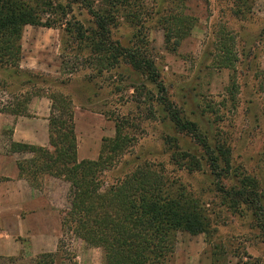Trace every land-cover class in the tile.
<instances>
[{"label": "rangeland", "instance_id": "obj_1", "mask_svg": "<svg viewBox=\"0 0 264 264\" xmlns=\"http://www.w3.org/2000/svg\"><path fill=\"white\" fill-rule=\"evenodd\" d=\"M89 1L98 7L104 4V0ZM57 3L65 10L55 5L42 15L43 23L51 28H25L23 75L8 79L13 92L17 93L19 82H23L27 85L23 92L31 93L32 101L49 99L52 94L70 98L78 148L84 156L98 153V159L103 139L115 138L116 126L120 125L131 139L130 149L116 169L106 174L108 183L146 163L176 184V189L184 187L208 206L213 213L212 235L178 234L170 264H237L235 256L244 253L264 259V233L250 216L223 207L211 193L208 175L190 174L173 165L171 153L164 146L165 137L178 138L185 151L197 149L190 138L173 129L162 107L149 96V92L158 96L157 89L125 67L102 75L90 69L84 57L88 52L77 57V44L68 35L66 24L77 22L89 28L93 19L81 4L70 5L64 0ZM187 4L188 13L198 22L178 52L166 49L160 17L150 16L152 10L145 15L143 50L155 61L169 99L182 110L184 118L197 123L203 132L220 129L231 147L234 166L263 180L264 0H187ZM145 5L152 8L154 0L145 1ZM127 15L125 9L119 10L112 26L113 40L124 47L137 34ZM223 28L236 41L239 59L234 71L214 65L216 35ZM233 79L237 86L235 102L228 92ZM134 86L140 89L138 94ZM10 98L9 93L0 95L4 102ZM9 142L8 133L0 134V166L26 159L19 156L1 161L9 151ZM18 181L0 177V264H34L39 255L56 253L60 241L73 256L68 264H103L101 249L63 232L62 217L69 208L66 182L44 177L39 182L41 189L30 192Z\"/></svg>", "mask_w": 264, "mask_h": 264}, {"label": "trees", "instance_id": "obj_2", "mask_svg": "<svg viewBox=\"0 0 264 264\" xmlns=\"http://www.w3.org/2000/svg\"><path fill=\"white\" fill-rule=\"evenodd\" d=\"M58 1L0 0V95L9 93L11 97L8 102L0 100V114L30 116L32 94L23 92L27 85L19 82L14 93L8 79L23 75L25 28H51L43 23L42 15L55 5L64 11ZM64 1L70 5L81 4L93 19L89 28L77 22L66 24L68 35L77 44V57L87 51L86 63L99 75L125 67L154 86L158 96L150 92L149 96L162 107L173 129L190 138L198 151H185L178 138L165 137L164 146L171 153L173 165L190 174L208 175L211 193L222 201L221 205L232 213L250 216L254 226L264 233V178L251 176L234 166L231 147L220 129L203 132L197 123L184 118L182 110L169 99L155 61L143 50L145 15L152 10L148 13L150 16L160 17L166 49L178 52L198 22L188 13L187 0H154L152 8L145 5L147 0H104L99 7L89 0ZM121 9L127 11V17H131L137 29L134 42L128 47L113 40V17ZM215 50L214 65L220 70L234 71L239 58L235 38L227 29L218 31ZM28 82H32L31 78ZM236 87L233 79L228 89L232 102H235ZM132 89L137 94L140 90L138 86ZM48 98L52 102L50 147L15 143L10 138L8 155L30 156L17 166L20 179L35 190L41 189L39 182L44 177L70 185L69 208L61 222L64 233H72L89 247L101 249L103 264H170L178 234L212 235L210 214L213 213L208 206L184 187L176 189V184L155 167L145 163L124 178L107 182L106 174L116 169L130 149L131 139L120 125L116 126L115 138L103 139L96 161H80L71 99L56 94ZM7 133L11 137L12 132ZM235 257L237 264H264V259L247 253ZM72 259L60 241L56 253L39 255L34 264H68Z\"/></svg>", "mask_w": 264, "mask_h": 264}, {"label": "crops", "instance_id": "obj_3", "mask_svg": "<svg viewBox=\"0 0 264 264\" xmlns=\"http://www.w3.org/2000/svg\"><path fill=\"white\" fill-rule=\"evenodd\" d=\"M52 102L47 98L35 99L29 104V117H14L7 114H0V134L4 135L7 132H12L11 141L15 143L28 144L37 147H50L49 134V118L51 114ZM76 123V122H75ZM23 155H5L1 157V161L9 158H17ZM30 158V156H23ZM97 155L84 156L80 148H78V158L80 161L90 160L96 161ZM3 162H1L2 164ZM18 164V162H17ZM17 164L0 166V177H6L12 180H19L26 186L30 192L33 188L23 179L19 177ZM68 184V183H67ZM69 185V184H68ZM70 189V185H69Z\"/></svg>", "mask_w": 264, "mask_h": 264}]
</instances>
